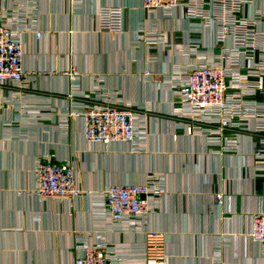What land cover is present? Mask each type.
Returning <instances> with one entry per match:
<instances>
[{
    "label": "crops",
    "instance_id": "1",
    "mask_svg": "<svg viewBox=\"0 0 264 264\" xmlns=\"http://www.w3.org/2000/svg\"><path fill=\"white\" fill-rule=\"evenodd\" d=\"M104 6L122 8L121 32L98 29ZM11 9L33 18L41 37L32 31L22 37L29 88H0V264H71L82 242L111 245L122 264H142L145 230L166 233L167 264H264V247L250 237L253 213L264 211L254 137L240 133L238 151L217 152L218 139L187 133L173 112L168 79L192 62L191 49L220 52L214 26L190 23L181 9L170 18L149 15L141 0H0V12ZM258 11L264 13V0L245 13ZM138 31L164 38L147 48ZM96 91L140 111L142 133L134 143L88 142L82 117L67 116L80 108L81 94ZM245 98L264 100L259 93ZM47 154L73 163L82 197L37 198L34 167ZM152 173L162 178L164 193L141 227L112 225L101 191L142 183ZM218 191L225 193L222 205L215 203Z\"/></svg>",
    "mask_w": 264,
    "mask_h": 264
},
{
    "label": "built area",
    "instance_id": "2",
    "mask_svg": "<svg viewBox=\"0 0 264 264\" xmlns=\"http://www.w3.org/2000/svg\"><path fill=\"white\" fill-rule=\"evenodd\" d=\"M255 1L141 0V4L149 15L160 13L170 18L181 9L190 23L214 26V42L215 46H221L220 52L200 55L189 49L192 51L189 55L193 54L192 62L185 69L174 71L172 80L168 79L172 83L173 112L184 120L180 124L187 133H204L218 139L217 152L238 151L240 133H249L255 141L251 153L254 166L264 178V100L245 98L256 93L264 98V13L258 11L253 16L245 13ZM122 15L121 7H100L98 29L121 32ZM28 31L41 37L33 18H26L14 9L0 12L1 89L21 91L29 88L28 73L22 64V37ZM137 38L147 48H152L164 37L158 31H138ZM190 44L197 46L198 43ZM70 73L77 74L74 70ZM143 75L151 78L154 73L145 69ZM80 98V108L69 110L67 116L82 117L86 141L132 144L140 137V121L143 122L144 117L138 109L119 103L109 93L100 91L83 93ZM34 180L33 192L40 201L72 203L84 194L76 184L73 163L56 159L52 154L36 161ZM162 184V178L152 173L147 174L142 183L107 185L101 191L102 211L112 225L138 229L142 220L154 210L156 199L163 195ZM224 196L223 191L214 193L215 203L222 205ZM250 237L264 247V211L253 213ZM166 244V233L145 230L142 264H167ZM71 264H122V261L111 245L82 242ZM214 264L229 263L218 259Z\"/></svg>",
    "mask_w": 264,
    "mask_h": 264
}]
</instances>
